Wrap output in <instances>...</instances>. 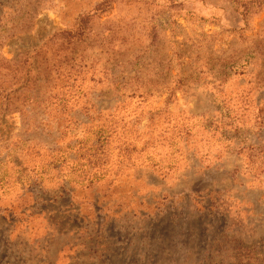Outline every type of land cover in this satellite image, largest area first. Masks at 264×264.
<instances>
[{
    "label": "rangeland",
    "instance_id": "1",
    "mask_svg": "<svg viewBox=\"0 0 264 264\" xmlns=\"http://www.w3.org/2000/svg\"><path fill=\"white\" fill-rule=\"evenodd\" d=\"M0 264H264V4L0 0Z\"/></svg>",
    "mask_w": 264,
    "mask_h": 264
},
{
    "label": "trees",
    "instance_id": "2",
    "mask_svg": "<svg viewBox=\"0 0 264 264\" xmlns=\"http://www.w3.org/2000/svg\"><path fill=\"white\" fill-rule=\"evenodd\" d=\"M240 4L243 14L247 16L251 14L255 9L260 8L264 4V0H237Z\"/></svg>",
    "mask_w": 264,
    "mask_h": 264
}]
</instances>
